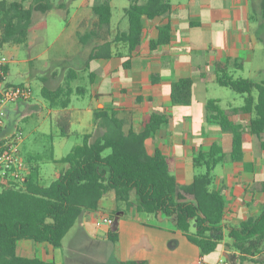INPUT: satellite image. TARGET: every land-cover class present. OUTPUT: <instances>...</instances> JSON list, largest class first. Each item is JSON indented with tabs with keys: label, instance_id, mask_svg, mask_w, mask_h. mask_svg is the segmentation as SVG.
Segmentation results:
<instances>
[{
	"label": "crops",
	"instance_id": "obj_1",
	"mask_svg": "<svg viewBox=\"0 0 264 264\" xmlns=\"http://www.w3.org/2000/svg\"><path fill=\"white\" fill-rule=\"evenodd\" d=\"M23 1L26 5L30 3V0ZM169 1L171 7L168 12L153 19H144L141 42L135 50L128 53L125 44L112 43L110 48L117 54L89 61L87 66L89 72L93 73L92 81L88 83L89 89L85 87L84 94L71 98L70 104L64 110L49 107L48 114L57 117L58 114L66 112L70 117L71 134L79 136L81 141L84 134L92 133L95 129L93 111L96 109L117 111L119 117L127 118L136 132L143 130L145 120L152 112L166 115L167 121L146 139L145 144L149 154L160 150L172 158V173L179 185L189 184L193 180L194 155L198 151H207L214 142L219 143L226 154L220 164L228 165L224 167L223 173L213 172L214 180L211 187L219 190L224 196L226 222L237 224L249 217L257 216L262 209L261 184L264 177L261 176L264 174V150L261 143L264 141V133L260 136L248 133L249 116L232 113L230 108L238 106L229 105L228 111H225L228 118L234 123L242 124L246 131L242 158L231 160L229 153L232 149V134L222 131L218 124L208 122L206 119V101L217 99L220 104V100L207 98L205 94L202 100H197L194 97V90L201 89L205 93L208 91L209 81L216 82L215 62L229 60L228 66L232 65L235 68L231 59L247 57L249 60L256 39L264 38L262 28L264 22L258 19L254 23L249 7L250 2L255 0ZM109 2L112 16L108 30L96 26V16L92 12L94 0H69L68 3L67 0H62L54 4L55 8L64 13L65 31L52 46L42 51L43 54L49 53L54 50L53 48L69 52L67 47L71 39L81 46H88L91 51L100 45L105 37L112 39L118 31L125 30L127 21L124 23L122 15L114 17L113 13L114 8L124 11L129 0ZM62 3H66V6L58 8ZM165 24L170 25L169 42L150 49V40L157 37L158 28ZM32 25L33 15L28 34ZM198 36L205 38L200 45L194 42ZM81 38L84 39L83 42ZM124 61L127 62V66L123 65ZM184 77L192 79L191 102L188 105L174 104L170 99L171 84ZM74 98L76 101L88 98V103L71 107ZM197 104H200V109L196 108ZM175 108L181 113L178 119L174 115ZM195 110L200 114L197 121L193 114ZM176 124H179L178 129ZM55 131L59 132L56 126ZM210 135L217 138L213 139ZM225 142L228 143L227 147L224 145ZM24 143L25 140L21 145L23 160L27 165L38 166L24 156ZM54 162L60 161L54 159ZM57 172L59 171L54 175ZM41 176L40 172V180ZM115 209L116 203L111 193L110 196L107 194L101 199L97 210L84 212L80 220L76 221L78 231L75 236L77 240H82V244H72L63 249L62 244L53 247L45 242L21 239L17 242V253L26 257L54 261L55 264H77L74 259L78 257L87 259L86 253L80 251L79 247L85 246L88 242L91 244L86 245L90 253L88 258L93 256L94 264H101L95 252L100 245L109 243L110 232H116L118 236L113 245L116 264L125 260H145L147 264H200V259L208 264H214L218 259L226 258L229 252L224 241L214 251L202 255L198 246L190 242L184 233L173 228L160 214L144 215V212H138L134 205L119 207L126 216L125 221L120 222L117 229L113 230L110 226L113 217L120 213L115 212ZM104 216L112 218L110 225L104 223L91 227V223ZM122 233L128 241L125 252H121L120 246L124 237ZM238 264H264V250Z\"/></svg>",
	"mask_w": 264,
	"mask_h": 264
},
{
	"label": "trees",
	"instance_id": "obj_2",
	"mask_svg": "<svg viewBox=\"0 0 264 264\" xmlns=\"http://www.w3.org/2000/svg\"><path fill=\"white\" fill-rule=\"evenodd\" d=\"M69 0H67V3ZM66 3L58 5L64 8ZM51 0H0V46L25 44L34 11L45 13L52 9ZM169 0H129L124 8L127 28L118 31L112 39L105 37L94 47L87 59L108 58L112 43H123L128 53L135 50L143 32L144 19H153L170 9ZM259 19L264 22V0H258ZM92 12L96 26L108 30L112 16L109 0H94ZM264 28V23H262ZM81 42L84 41L81 38ZM170 40V25L158 28V35L150 40L154 49ZM247 57L231 59L235 68H242ZM228 62H215L214 73L218 85L242 94L243 104L231 107L232 113L249 116L248 133L260 136L264 133V80L259 82L234 77L228 71ZM124 66L127 62L124 61ZM76 73L70 69L64 84L43 85L41 94L51 109L64 110L71 95L84 94L83 86L72 87L70 80ZM93 73L89 72L91 82ZM41 80L45 81L44 78ZM192 79L180 78L171 84L170 99L174 104L188 105L192 99ZM255 91V95L253 92ZM206 119L232 134L231 160L242 158L245 128L228 118L217 99L206 101ZM167 116L152 112L144 128L136 132L125 117L108 109L93 111L95 129L83 135L82 141L71 148L59 161L64 168L44 185L40 182V170L36 164L28 165L27 179L22 187L0 186V264H55L36 257L17 253V242L30 239L45 242L53 247L62 244L65 234L80 220L84 212L97 210L101 199L112 193L119 207L134 205L138 212L160 214L173 228L181 231L187 239L198 246L202 255L214 251L224 242L228 247L226 259L238 264L264 250V181L261 184L263 204L259 214L237 224L225 220L226 203L223 194L211 187L214 169L224 159L221 145L214 142L207 151H198L193 157L194 166H204L205 171L195 174L189 184L179 185L172 173V158L160 150L149 154L146 139L162 124ZM61 136H69L70 117L66 112L54 118ZM264 150V141L261 143ZM109 152L103 155L105 150ZM191 225L194 230L191 231ZM116 232L108 234V241L115 245ZM119 264H147L145 260H125Z\"/></svg>",
	"mask_w": 264,
	"mask_h": 264
},
{
	"label": "rangeland",
	"instance_id": "obj_3",
	"mask_svg": "<svg viewBox=\"0 0 264 264\" xmlns=\"http://www.w3.org/2000/svg\"><path fill=\"white\" fill-rule=\"evenodd\" d=\"M28 1V0H27ZM53 4H57L62 0H51ZM250 13L254 18V23L259 17L258 2H250ZM114 17L123 16V22L126 23V17L122 9L114 8ZM27 37L25 44H3L0 46V51L9 59L8 64V81L14 84H29L32 89V97L29 101L9 103L7 107L11 111L9 118H5L6 131L11 130L14 126L22 130L24 136L23 154L27 159L33 160L38 164L40 172L42 174L40 182L44 185L49 184L56 171H61L64 164L61 162H54V159H60L67 154L73 146L81 142V139L76 134H70L69 136H61L59 132L55 131L54 115L48 114V103L41 94V88L45 86H53V84H64L65 76L72 69L76 73L75 78H71L70 83L73 88L80 85L89 89V61L87 59L90 48L88 46L79 45L76 40L68 41L69 52H64L60 48H53L49 53L42 52L46 47L52 46V44L63 34L65 31L64 25V13L53 7L46 13L33 12V25ZM205 41L204 37H197L194 39L198 45ZM254 49L251 53V58L246 60L243 68H234L232 65L228 66L229 73L234 77L247 78L253 81L264 80V38H258L254 42ZM44 78L45 81L41 80ZM207 98H218L220 100V106L228 111L229 105L241 106L243 104L244 96L231 90L230 88L218 85L214 81H209L208 91L205 93L201 89L195 88L194 97L197 100H202V96ZM255 95V91L253 92ZM78 96L76 93L71 95V98ZM88 103V98L84 100L72 99L71 107L74 105H81ZM17 106V111L15 108ZM197 109H200V104H197ZM25 117L22 118V115ZM178 108L174 109V115L177 119L180 116ZM195 121L200 118V114L195 110ZM179 128V124L175 125ZM57 127V126H56ZM58 128V127H57ZM211 137V135H210ZM211 138L216 139L213 135ZM225 147L228 143H224ZM109 150H105L103 155L107 154ZM24 158V157H23ZM225 164V163H224ZM217 165L214 169L215 174L224 172V167L228 164ZM63 165V166H62ZM195 174H200L205 171L204 166H195ZM261 177H264L262 174ZM111 194V193H110ZM108 194V196H110ZM123 207V205H121ZM127 207V206H126ZM116 214L113 218V223L110 225L113 230L117 229L118 224L124 223L125 214L122 211ZM137 215V214H135ZM144 215H151L144 213ZM91 227L94 228L95 222L91 223ZM194 230L193 225L190 228ZM78 231V222L75 226L65 234L62 240L63 249L68 248L70 245L82 244V240L76 239ZM124 234L122 233V236ZM128 241L124 235L121 241V252H125ZM225 246L226 243H224ZM91 244L85 243V246H80L79 249L85 252L87 259L76 258L74 261L77 264H94L92 257L88 253V247ZM99 246V245H98ZM192 247H194L192 245ZM227 248V247H226ZM218 249L216 250V252ZM20 254H23L21 250H18ZM95 256L101 264H116L115 262V250L112 244L100 245L95 252ZM94 260V259H93Z\"/></svg>",
	"mask_w": 264,
	"mask_h": 264
},
{
	"label": "built area",
	"instance_id": "obj_4",
	"mask_svg": "<svg viewBox=\"0 0 264 264\" xmlns=\"http://www.w3.org/2000/svg\"><path fill=\"white\" fill-rule=\"evenodd\" d=\"M8 64L9 59L0 51V186L22 187L28 174V165L21 156L24 136L17 123L14 128L6 131L5 118H9L11 113L7 104L29 101L32 89L29 84H14L8 81ZM24 117L25 114L22 115V118ZM104 223L110 225L112 218L104 216L95 221L96 226ZM199 263L208 264L201 259ZM214 264L230 262L226 258H220Z\"/></svg>",
	"mask_w": 264,
	"mask_h": 264
}]
</instances>
